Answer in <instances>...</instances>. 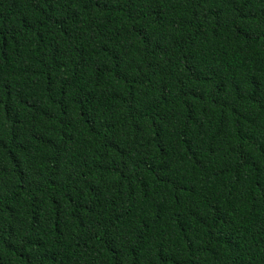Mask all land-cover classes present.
I'll use <instances>...</instances> for the list:
<instances>
[{"label": "trees", "instance_id": "obj_1", "mask_svg": "<svg viewBox=\"0 0 264 264\" xmlns=\"http://www.w3.org/2000/svg\"><path fill=\"white\" fill-rule=\"evenodd\" d=\"M0 264H264V0H0Z\"/></svg>", "mask_w": 264, "mask_h": 264}]
</instances>
